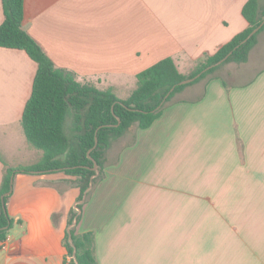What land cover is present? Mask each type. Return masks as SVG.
I'll use <instances>...</instances> for the list:
<instances>
[{"label": "crops", "instance_id": "0c3cea01", "mask_svg": "<svg viewBox=\"0 0 264 264\" xmlns=\"http://www.w3.org/2000/svg\"><path fill=\"white\" fill-rule=\"evenodd\" d=\"M247 1L25 0L23 28L56 67L126 99L138 73L161 59L189 73L245 30ZM37 69L25 50L0 46V187L7 167L43 156L21 122ZM224 72L129 131L135 142L114 160L107 151L77 226L95 233L99 264H264V29L248 61ZM74 179L14 176L15 223L0 264H64Z\"/></svg>", "mask_w": 264, "mask_h": 264}, {"label": "trees", "instance_id": "16d2710c", "mask_svg": "<svg viewBox=\"0 0 264 264\" xmlns=\"http://www.w3.org/2000/svg\"><path fill=\"white\" fill-rule=\"evenodd\" d=\"M2 3L5 18L0 24V46L25 50L38 65L32 94L25 105L21 122L28 142L41 149L43 156L30 165L6 168L0 187V242L7 239L15 223L7 210L10 195L2 199V195L11 189L14 176L18 173L64 172L75 177L71 183L80 189L78 202L69 211L68 225L71 228L64 236L67 249L64 264H99L95 233H81L77 226L82 220L85 203L105 177L108 149L129 131L151 126L187 86L214 77L223 64L247 62L264 26L242 42L264 19L262 0L245 3L243 15L248 27L212 55H206L190 73L181 72L172 57H165L138 73L137 86L126 99L118 98L113 88L101 89L94 83L80 82L74 73L56 67L23 28L25 0H2ZM231 51L233 53L221 65L191 83L179 84L223 59ZM174 85L177 86L165 103L157 108ZM90 156L99 165L98 173L92 169L94 161ZM57 217L58 214H55L54 218Z\"/></svg>", "mask_w": 264, "mask_h": 264}, {"label": "water", "instance_id": "95a60500", "mask_svg": "<svg viewBox=\"0 0 264 264\" xmlns=\"http://www.w3.org/2000/svg\"><path fill=\"white\" fill-rule=\"evenodd\" d=\"M264 26V19L262 20V22L256 27L254 28V30L248 35V37L242 42H246L249 38H251L253 35H255L262 27ZM233 53V51H231L230 53H228V55H226L223 59L219 60L218 62L216 63H213L209 66H207L206 68H204L202 71H200L198 74H196L195 76L193 77H190V78H187V79H184L182 80L179 84H188V83H191L193 81H195L196 79H198L203 73L207 72L208 70L214 68V67H217L219 65H221L224 61H226V59ZM177 85H174L169 91L168 93L165 95L164 99L162 100V102L160 103V105L157 107V108H160L166 101V99L168 98V96L171 94V92L175 89ZM119 122H120V119H119ZM98 143V139L96 138V144ZM90 158L94 161V166L92 167L93 170L97 171V173L99 172V165L97 163V161L92 157L90 156ZM13 191V179L11 181V189L4 193L2 195V199L4 200V198L8 195L11 194V192ZM74 224H76V221L74 222ZM73 224V225H74ZM71 228V226L69 227V229Z\"/></svg>", "mask_w": 264, "mask_h": 264}, {"label": "rangeland", "instance_id": "374dc122", "mask_svg": "<svg viewBox=\"0 0 264 264\" xmlns=\"http://www.w3.org/2000/svg\"><path fill=\"white\" fill-rule=\"evenodd\" d=\"M263 2H264V0H263ZM240 64H242V63H236V62H233V61L232 62H228V63L223 64L222 66H220V68L214 74L225 73L224 71H225V68L227 67V65H239L240 66ZM180 97H181V95H176V98H180ZM132 138H133V133L129 132L125 136H123L122 138H120L117 141L113 142L112 146L108 149V152H109L108 160H110V161L114 160L118 156L120 149L123 146H125L126 144H128L129 142H131Z\"/></svg>", "mask_w": 264, "mask_h": 264}, {"label": "built area", "instance_id": "2783aa9c", "mask_svg": "<svg viewBox=\"0 0 264 264\" xmlns=\"http://www.w3.org/2000/svg\"><path fill=\"white\" fill-rule=\"evenodd\" d=\"M6 240H7V239H6ZM6 240L0 242V249H4V248H6V246H7V241H6Z\"/></svg>", "mask_w": 264, "mask_h": 264}]
</instances>
